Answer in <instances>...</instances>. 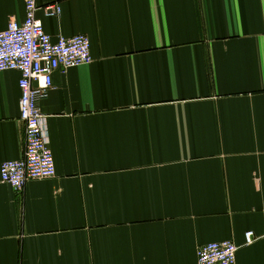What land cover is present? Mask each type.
Returning a JSON list of instances; mask_svg holds the SVG:
<instances>
[{"label":"crops","instance_id":"0c3cea01","mask_svg":"<svg viewBox=\"0 0 264 264\" xmlns=\"http://www.w3.org/2000/svg\"><path fill=\"white\" fill-rule=\"evenodd\" d=\"M37 5L92 62L54 71L39 102L55 176L0 180V264H196L221 241L264 264V0ZM24 17L0 0V32ZM19 77L0 72V167L23 157Z\"/></svg>","mask_w":264,"mask_h":264},{"label":"built area","instance_id":"2783aa9c","mask_svg":"<svg viewBox=\"0 0 264 264\" xmlns=\"http://www.w3.org/2000/svg\"><path fill=\"white\" fill-rule=\"evenodd\" d=\"M25 17L22 22L10 21L0 32V72L17 71L19 119L24 127V152L21 160L4 162L0 180L14 192H21L30 180L51 179L55 164L46 133V118L39 102L52 88V74L65 72L92 62L90 41L84 35L56 40L45 33L37 17V0H23ZM47 16L61 13L58 4L44 8ZM253 242V234H245V245ZM238 247L231 241L208 243L197 251L196 264H236Z\"/></svg>","mask_w":264,"mask_h":264}]
</instances>
